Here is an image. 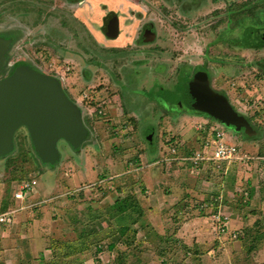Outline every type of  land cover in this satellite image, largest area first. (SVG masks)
<instances>
[{"label":"rangeland","instance_id":"rangeland-1","mask_svg":"<svg viewBox=\"0 0 264 264\" xmlns=\"http://www.w3.org/2000/svg\"><path fill=\"white\" fill-rule=\"evenodd\" d=\"M152 1L156 2V7L151 9L155 14L149 11L148 13L140 12L141 15L136 12L137 15H133L147 19L153 18L152 16L156 17L160 35L149 46H129L131 57L126 70L131 77L136 75L137 83L140 82L139 85H135V81L130 83L127 81L128 79L124 81L121 74H118L122 62L119 63V68L116 64L111 68L115 70L116 76L113 78L103 76L98 65L100 58H97L94 52L77 51L79 56L76 57V60L64 57L66 61L60 60L61 62H59L62 71H66L64 74L66 77L63 76L64 72H62L61 82L70 98L76 101L81 94L87 93L101 99V102H106L103 106L104 115L100 118H95L92 114L93 110L89 111L88 107L82 103V106L79 104L84 123L90 131L88 139L82 144L83 147L75 149L66 141H60L58 148L62 156L61 160L56 165L47 164L38 157L28 130L22 127L15 134V150L0 157V211L2 208L15 207L16 205L18 208L21 205L25 207L23 202L15 201V193L26 181L39 179L41 190L36 188V191L27 192V203L46 199L49 186L53 189L58 183L62 187V189L57 187V191H52L53 194H50L43 204L44 206L51 205L52 202L50 201L54 198L57 200V204L51 206V210L55 213L52 218L58 219L57 222L51 219L50 223L49 220L43 221L40 226V223L37 222L36 227L32 225L33 223H30L26 228L23 227L22 235L27 234L29 237L32 234L35 239V246L31 247L32 242L29 239L28 242L21 239L22 243L18 246L12 244L13 239L17 236L15 233L19 226L18 220L21 218V215L16 214L15 221L11 224L15 236L9 240V244H12L13 247L6 248V251L5 248H1L3 244L0 243L2 249H0V264H65V261L59 260L60 255L58 259H55L51 251H48L52 244H56L52 241L53 238H50L51 235H57V239H65L66 237L69 239L68 241H75L80 235L92 233L94 230L98 231V235L91 238L95 242L92 243L93 247L90 248L89 253L77 255L78 261L74 260L77 258L73 255L74 261L69 264H264V49H248L238 44L232 45L229 49L228 44L224 45V41H220V43L219 41H216L218 43L211 41L210 44L213 48L208 52L217 60H222V62L213 60L208 65L215 70V76H213L216 79V89L222 90V87H225L226 91H222L226 92L233 108L250 119V123L255 124L251 123V125L257 131L254 136L248 137L244 133L236 131L233 126L223 125L225 132L231 135L234 141L236 157L232 159L233 164L230 166L227 175L224 174V170L216 173L207 168L205 171L208 173H202L200 179L209 181L210 186L224 182L226 191L230 192L229 208L224 210L225 215L231 217L229 219L233 224L232 227L240 223L234 220H240L245 223L242 227L252 230V232H246L243 240L231 239L228 235L226 238H216L212 240L216 245L211 242V248L215 252L207 254L208 251H203L200 255L198 254V257L194 253L191 254V246L185 244L180 246L174 243L170 246L173 249L177 248V251L173 252L172 250L171 252L175 255L170 258L168 250L164 246V243L167 242L158 239L155 236L157 233L152 228L141 230L142 225L138 222L137 227L134 228L136 230H131L132 221L125 219L121 220L120 224L130 226V230L126 231V234L120 235V226H117L111 217L114 207L110 206L111 204L102 206L106 202L116 200L118 196L115 192L117 186L133 187V191L128 192L129 189L126 192L134 194L135 189L139 191L142 188L144 169L139 167H141L140 162L144 161L145 153L149 149V135H152V140L154 138L156 143L159 140L158 135L164 136L171 131L185 135L189 130L185 121L183 126L177 122L174 123L167 114L164 116H167L169 121L165 120L162 124L159 120L160 114L165 111L169 114L174 113L172 111L175 106L170 100L176 97L177 93H180L179 90H185V86L179 81L180 68L178 66L185 69L186 67L192 68L197 63L202 64V50L210 41H201V39L202 37L214 38L213 33L197 35V32H203V30H196L194 14L190 13L186 16L174 12L166 14L160 11V0ZM143 2L130 0L128 5L136 9L135 11L138 9L147 11L148 7L145 3L148 2L147 0H143ZM224 2L214 0L208 8L211 10L216 6L225 5ZM137 3H139L140 8L136 6ZM257 3L258 7L248 17V25H264V0ZM153 5L151 4V8ZM108 6L115 8L110 4ZM232 24L233 21L226 26L232 27ZM219 25L220 23L210 21L207 26L213 30ZM206 31L208 32L207 29ZM235 36L238 34H233V37ZM37 42L12 41L9 67L20 61L33 62L31 60L35 57ZM46 42L49 43V41H40V50H42L43 45H47ZM207 47L209 46L207 45ZM224 48L229 49L230 53L226 52ZM147 53H150L151 56L146 55ZM163 61L167 63V73L161 76L162 67L160 65ZM110 62L111 60L105 58L106 67L111 66ZM255 63L262 64L263 67L261 68L263 69H260ZM42 66H44L45 71L52 72L49 71L51 66L49 67L48 62ZM135 68L136 70H133ZM133 71L136 72L131 74ZM203 75L206 74L203 73ZM207 78L210 80L208 73ZM141 81H148L149 84L145 85ZM129 85L136 87L134 90L136 94L130 92L133 89L132 87L129 89ZM90 86H92L91 89H89ZM221 94L225 95L224 93ZM141 105L142 108H139ZM184 105L186 104L184 103ZM161 107L165 109H160ZM135 108L137 110H134ZM91 117L92 119H90ZM212 119L216 121V119ZM159 130L161 134L158 132ZM195 140L196 137L192 142L194 143ZM155 145H153L154 148H156ZM259 156L262 157L258 158ZM184 163V167L189 164ZM184 167L181 168L183 172H185ZM124 173L128 174L125 175ZM119 174L124 175L120 178ZM224 176L225 178H223ZM192 180L194 181L191 184H194L198 178ZM98 184H105L106 187L104 186L105 188L102 190L97 189ZM66 193L75 199L79 197L82 200H74L70 204L71 206L68 204L70 202L65 201L67 204L63 202L66 207L68 206V209L73 208L75 204L78 206L74 207L76 210L73 209V213L69 211V216L59 206L63 198V200H72L69 195H65ZM125 195L126 193L122 194L121 197ZM102 200L105 202L103 203ZM87 203L91 204L94 211L88 210L90 205ZM39 207L42 208L43 206L40 205ZM31 208L30 210L29 208L22 210L24 220L27 217L28 219H35L38 216L37 208ZM210 212L211 210L208 213L204 212L203 216L210 215ZM79 213L82 215L79 216ZM131 214L134 217V213L131 212ZM60 216L62 219H59ZM182 219L184 220V218ZM206 225L208 226L210 223L206 221ZM188 233L190 234L191 230ZM187 238L191 244L192 239ZM91 239L82 237L83 243L81 242V245H87L93 241ZM16 241L18 242L19 239ZM201 241L207 242L208 240L205 238ZM112 243L115 245L113 249H110L109 246ZM252 244L254 247L250 248ZM98 246L102 247L100 251L96 250ZM73 247L69 246V250L73 251ZM205 248L208 247L205 246L202 250ZM42 249L44 251H40Z\"/></svg>","mask_w":264,"mask_h":264},{"label":"crops","instance_id":"crops-1","mask_svg":"<svg viewBox=\"0 0 264 264\" xmlns=\"http://www.w3.org/2000/svg\"><path fill=\"white\" fill-rule=\"evenodd\" d=\"M115 1L117 2V4L114 5V7L117 8V9L115 8L116 10H118L119 23H120V33L119 35L116 36L108 37V35L105 34L101 24H102V19L106 14V12L97 13L92 0H90L91 2L90 5L83 6L78 9L77 16L87 23V30L89 32V34L86 35L88 41H82L83 43L81 47H79L78 44L79 41H70V40H74L73 36H75V31H77L74 21H70V24L72 26L70 28V31H68L66 28L60 29V25H61L60 23L64 19H62L59 15H56L55 19L51 20V22L48 25H44L43 22L39 21V25H37L35 29H33L34 33L39 32L38 33L39 37L47 36L48 35L47 33H49L50 30H54L56 28L57 31L62 34V36L65 35V37L68 39V41H59L57 34V36L55 37L56 41L53 42L50 41V43H48L46 46V51L39 52L38 51L40 50L39 46L35 49V51H38V55L36 58L37 61H41L39 57L42 56V61L45 60L44 63L48 62L49 67L51 66L50 67L51 70L49 71H52L49 73L48 71L44 70V66H41L42 69L40 68V72L56 77L58 80L62 81L61 80L62 72H64L63 76H65L64 74L66 71H62L59 62L66 61L64 57L65 58L70 57V59L76 60L77 59L76 57L79 56L77 54V51H84V52L86 51L87 53L90 51V52H94L95 54L94 53L93 54L97 58L98 57L100 58L98 64L99 66L101 65L100 62L103 61V65L104 67H106L107 64L104 63L105 58H108V60H111V62L114 61V58H116V56L119 57L118 59L122 58L124 64L121 66L120 69H118L119 70L118 74H121V77H123L124 81L128 79L127 81H129L130 83L135 81V85L136 84L139 85L140 82L137 83L136 75L132 76L133 77L132 78L127 73L128 71L126 70L131 55L129 54L128 56H126L124 53L115 54V49L116 48L124 49L126 48V46L129 45L130 47L139 45L138 43H140L141 41L140 40L141 29H143L144 26L149 22H151L156 29L155 31L157 37L156 39L159 38L160 35L158 32V27H157L158 22L156 20V17L152 16L153 18L147 19L146 17L133 16V15H137L136 12H139L138 14L140 15L141 13L144 12L148 13L149 11H151L152 14H155L154 11L151 10L154 9L155 7L153 5V8H147V11H144L143 9H139L135 11L136 9L128 5L130 3V0H115ZM136 6L140 8L138 4H136ZM146 7H148V5ZM67 19L69 21V18ZM13 22L14 25L17 27L18 21L14 20ZM27 30L30 32L29 29ZM92 37L95 39V41H92L91 39ZM156 39H153L151 41H156ZM143 41H147V40L144 39ZM105 48H107V50ZM55 49H56V53H55ZM72 52L75 53L76 55L72 54ZM146 55L151 56L150 53H147ZM111 62H110L111 66L108 69H104L102 71L103 76H108L109 78H113L114 76H116L114 73L115 70L111 69L112 68ZM191 65H193V63H191ZM122 68L124 69L122 70ZM133 70H136V68ZM135 72L136 71H133V73L131 74H134ZM201 74L202 72H197L196 75L193 76V78H195L196 76L197 77L203 76V74L202 75ZM205 74L207 75L206 72ZM85 76L86 78L88 77V75ZM161 76L163 75L161 74ZM141 82H143L145 85L149 84L148 81H141ZM131 87L133 90L130 92L136 94V92H134L136 87L129 85L128 88L130 89ZM91 88L92 86H90L89 89ZM223 96L226 98L225 95ZM226 99L229 102V104H231V101L228 96ZM74 102L77 103L78 106L79 104L80 106H82L83 104L84 106L88 107L89 111L93 110L92 114L95 116V118H100V116L102 117V115H104L103 106L104 104H106V102H101V99H97L96 97L90 96L87 93H85L84 95L81 94L78 100ZM174 106L175 108L172 111L174 113L169 114L165 111L162 114H160L159 120L163 124V121L165 120L169 121L167 116H170V118L173 119L174 123L177 122L182 126L185 124L184 123L185 121L188 125L189 130L186 132L185 135L178 132L175 133L176 131L174 132L171 131L169 132V134H164V136L158 135L160 141L158 140V142L156 141V143L154 142V138L152 140V135L151 136L149 135L148 136V138L150 139L148 146L149 149L145 153L144 161L142 160V162H140L141 167H139L141 169H144L143 178H142L144 182L141 183L142 186V188H140L141 192L140 190L138 191L135 189L134 191L135 194L128 193L134 190L132 189L133 187L125 188L124 186L122 187L117 186L115 192L118 194V196L114 195L117 196L116 200L113 202L109 201L110 203L106 202L105 204H102V206H108L109 204H111L110 206L114 207L112 208L114 211H112L111 217L113 218L115 223H117V226H120V228L127 227V229L130 230V226H125L124 224L123 225L120 224V221L125 219L128 220L130 219L132 221L131 230H136L134 228L137 227L138 222H140V224L142 225L141 230L143 229L149 230L150 228H152L153 231L157 233V235L155 236L158 239L165 240L168 243V245L167 243H164V246L168 250V254L170 258H172L175 255L173 252L177 251L176 250L177 248L173 249L171 247L174 243H177L176 245H180V246H183L184 244L187 246H191L192 247L191 254L194 253L198 257L203 251H208L207 254H211L215 252L211 248L212 247L211 242H213L212 240H215L216 238L219 239L226 238L227 235L229 236V238L235 240L236 239L243 240L245 238L244 237L246 234L245 230L247 229H244L242 227L245 225L244 221L234 220L235 222H240V223L238 225L235 224L234 227H232L233 224L230 220L231 217L225 215L224 210L229 208L228 198H230V192L226 191V185H224V182L222 181V183L212 184L210 186L211 183L209 181H207L206 179H200L202 173H208L207 171H205L207 170V168L212 169L211 171H214L216 173L219 172L220 170H224V174L227 175L228 171L230 170V166L233 164V160L218 161V160L208 159L214 153L213 141L215 140V135L218 132H223L225 134V141L228 144L233 145L234 141L231 138V135H228V133L225 132V126L223 125L226 124L218 120L214 121L212 119L213 117L210 118V116L207 114L193 111L184 104L183 106L174 104ZM139 108H142V105ZM160 109H165V108L161 107ZM134 110H137V108H135ZM165 114H167V116H164ZM92 117L90 119H92ZM158 132L161 134L160 130ZM238 132L244 133L243 131H238ZM245 135L248 136L247 134ZM195 137L196 140L193 143L192 141L194 140ZM153 145H155L156 148H154ZM82 147L83 146H81L80 149ZM197 152H203L205 159H202L198 163H195L193 157H195ZM260 157L262 156H259L258 158ZM184 162L189 163L188 166L184 167L185 166ZM183 167L185 168L186 173L183 172V170L181 169ZM124 174L126 175L128 173H124ZM123 175L119 174L118 176L122 178ZM197 178L198 181H195L194 184H191V182L194 181L192 179L197 180ZM223 178H225V176ZM26 182L22 184L21 188L18 189L16 193L21 191L23 185ZM34 182L35 184H33V187L30 190L23 191L24 192L23 198H17L15 193V199H16L15 201L23 202L25 204V207L24 205L23 206L21 205L18 208L16 205L15 207L11 206L9 208L6 207L2 208V210L0 211V214L2 213L11 214V221L9 222L0 221V243L3 244L1 248L6 249L13 247L12 244H16L18 246L20 245V243H22L21 239H25V241L27 242L29 239L32 242L31 247L35 246L34 243L35 239L33 238L32 234H30L29 237L27 234L22 235L23 233L21 232L24 231L23 227L26 228L28 225H30V223L31 224L33 223L32 225L36 227L38 223H40L39 224L40 226L43 221L49 220L48 222L50 223L52 220L54 222H57L58 220L54 217H53L54 219L52 218V216H55V213L51 210V206L56 205L57 200L54 198L52 201H50L52 202L51 205L47 204L44 206L43 204L45 203V201H47L49 195L53 194L52 191L55 190L57 191L58 190L57 187H59L60 189H62V187H60L58 183L55 184L53 189L50 188L49 186L46 192L48 195L46 199L27 203L26 202L27 192L36 191V188H38V190L41 191L39 179L37 180L34 179ZM104 186L105 184L104 185L98 184L97 189L102 190L103 188L106 187ZM127 190L129 191L126 192ZM68 193L72 194L71 192ZM68 193H66L65 195H69ZM125 193L126 195L121 197V195ZM60 197L57 198L59 199ZM69 197L72 199L71 201L63 200L64 198L63 199L61 198L62 202H60L59 205L60 208L65 210L67 215L69 214V211L72 212L73 209L76 210V208L74 207H76L77 204H75L73 208L68 209V206L66 207V205L63 204V202L64 203L70 202L68 203L70 205L74 200L76 201L77 199H79V201H82L79 197L76 199L71 195H69ZM102 202L104 203L105 201L102 200ZM124 203L125 204L127 203L126 204L127 208L122 210ZM40 205H42L43 207L42 208L39 207ZM88 205H90L88 210L94 211L91 207V204ZM27 208H29V210L30 208L31 209L37 208L38 216L35 217V219H28L27 217V219L24 220L22 210H25ZM96 208L95 211H97ZM210 210H211L210 215L208 214V216H203L204 212L208 213ZM131 212L134 213L133 215L134 217H132ZM16 214L21 215V218L18 220L19 226L17 227L18 229L16 228L17 232L16 233L14 232L17 236L16 238L13 239L12 244L10 245L9 240L13 236H15L13 235L14 230L11 228V224L14 223ZM81 215L82 214H80L79 216ZM187 215H189V217H186ZM62 216H60L61 218L59 217V219H62ZM182 218H184V220ZM182 220L184 221L183 223L181 222ZM206 221L210 223V225L207 226ZM223 224H227V230L225 232L222 231ZM216 225L218 226L216 227ZM187 230L188 232L191 230V233L189 234L188 232H186ZM235 234L237 235V237H234ZM97 235H98V231L94 230L92 233L89 234L86 233L85 235H80L79 238L76 239L75 241H68L69 239H66V237L65 239L63 238L57 239L56 238L57 235L52 234L50 238H53L52 241L58 244V246L56 247V244H52L51 248H49L48 251H51L52 255H54L53 258H55L54 250L56 248L60 252L63 250L61 247H66V246L67 247L65 251L69 249V246H74L73 251H78L79 253L82 254L89 253L88 251H90V248H92L93 245L91 244V246L86 247L87 245L83 244L82 246L81 238L85 237L91 239L93 237H97ZM187 237L192 239L191 244L188 242ZM205 238H207L209 242L201 241ZM18 239L19 241L17 242L16 240ZM91 240H93L91 241V243L95 242L94 239ZM213 245H216V243L213 242ZM205 246L208 247L209 249L205 248L204 250H202V248H204ZM100 247L101 246L96 247V250H98ZM172 250L173 252H171ZM13 251L15 252V250ZM40 251H44V249Z\"/></svg>","mask_w":264,"mask_h":264},{"label":"flooded vegetation","instance_id":"flooded-vegetation-1","mask_svg":"<svg viewBox=\"0 0 264 264\" xmlns=\"http://www.w3.org/2000/svg\"><path fill=\"white\" fill-rule=\"evenodd\" d=\"M92 1L94 3L93 4L94 6L97 5L95 6L97 13L106 12V14L102 19V24H101L105 34L108 35V37L119 35L120 23H119L118 10H116L117 9L116 7L115 9L108 6V4L114 6L117 4V2L115 0H92ZM137 1L143 2V0H137ZM219 1H225L224 2L225 5L216 6L211 10H209L208 7L210 3L214 2V0H160L159 2L160 5L162 6V7L160 6L161 8L160 11L163 13L170 14L174 12L181 16L184 15L186 16L190 13L194 14L195 16L194 26L196 27V30L197 31L198 29H200V31L203 30V32H199V33L197 32V35H199L200 33L207 35L209 33L214 34L213 39L212 38L206 39L205 37H202L201 39V41H210L207 44L209 47H207L206 45V47L202 50V54H203L202 64L197 63V65H193L192 68L186 67L185 69H182L181 66H178V68H180V72L178 69L179 81L182 75L185 74L186 76L188 75V79H186V81H182V84L187 82L188 80H192L193 76L196 75L197 72H202V74L207 72L210 77L209 84L211 88L218 93L221 92L226 95V92L222 91V90L226 91L225 87H222V90L216 89L217 88L216 79L214 78L215 70L211 69V67H208L209 62L213 60L222 62V60L220 59L217 60L216 58L211 56V53H208L213 48V46L210 44L211 41H214L213 43H218L216 41H219V43L220 41H224V45L228 44L227 46L229 49L232 45L238 44L248 49L262 50L264 49V39L259 38V32L257 33L253 32L252 34L248 35V30L251 28L262 30L264 29V25L251 26L248 25L247 23L249 22L248 19L249 15H251L254 12V10L258 7L257 2L261 0L258 1L257 0L256 1L219 0ZM147 2L148 3L146 4L148 5V8H151L150 7L151 3H153L154 6L156 7V2H153L152 0H147ZM228 2L229 4H227ZM90 4H91L90 0H0V39L9 41V47L6 54L7 61L2 69L0 78H6L10 76L18 66H27L36 71H40V68L45 61V60L42 61V56L39 57L41 61H37L36 58L38 55V51L39 52L46 51L47 45H43L42 50L35 51L36 53L35 57L33 58V60H31L33 62L29 63L27 61H20L12 66L10 65L9 67L10 51L13 46L12 41H38L36 48L38 46L40 47L41 45L40 41H49V43L50 41L52 42L56 41L55 37L57 36V34L59 41H68L65 35L62 36V34L58 32L56 28L54 30H50L49 33H47L48 34L47 36L39 37L38 35L39 32L34 33L33 31V29H35V27L39 25V21L43 22L44 25H48L51 22V20L55 19L56 15H59L62 19H64L60 23L61 24L60 29L66 28L68 31H70V28L72 27L70 21H74L77 31H75V36H73L74 40H70V41H79L78 44L79 47H81L83 43L82 41H88L86 35L89 34V32L87 30V23L77 16V12L79 8ZM137 4L139 5V3ZM67 18H69V21ZM14 20L18 21L17 27L14 25L13 22ZM113 21L115 22L117 21L116 31L110 29V25L111 23H113ZM210 21H213L214 23H220V25L216 29L211 30L210 27L207 26ZM231 21H233L232 27L226 26L227 24L229 25ZM27 29H29L30 32ZM206 29L208 30V32L206 31ZM155 31L156 29L152 25V23L151 22L147 23L144 26V28L141 29V33H140L141 41L139 45L141 46L151 45L154 42L151 40L157 38ZM236 33L238 34V36L233 37V34L235 35ZM91 39L92 41H95L93 37ZM144 39L147 41H143ZM46 44H48V42ZM129 46H126V48L124 49L116 48L115 54L124 53L126 56H128L129 54L131 55V50L129 49ZM105 49L107 50V48ZM229 49L224 48L226 52L230 53ZM55 53H56V49H55ZM72 54L76 55L73 52ZM118 58L119 57L116 56V58H114V61H112L111 63L112 66L116 64L117 67L119 68L120 67L118 66L119 63L122 62L121 65H123L124 63L122 58L120 59ZM100 63L101 65L99 67L101 68L100 69L101 71L109 68V66L104 67L103 61H101ZM255 64L260 69H263L261 68L263 67L262 64L260 63H255ZM161 67H162L161 74L165 75L167 72V63L164 61ZM85 75H87V72ZM67 95L69 96L68 92Z\"/></svg>","mask_w":264,"mask_h":264},{"label":"water","instance_id":"water-1","mask_svg":"<svg viewBox=\"0 0 264 264\" xmlns=\"http://www.w3.org/2000/svg\"><path fill=\"white\" fill-rule=\"evenodd\" d=\"M110 29L117 30V21L111 23ZM253 32H259V38L264 39V29L251 28L248 35ZM8 47L9 41L0 39V74L7 61ZM183 85L185 90H179L170 100L172 103L181 106L185 103L189 109L207 114L250 137L256 134L249 121L211 88L207 75L196 76ZM22 127L28 130L38 157L52 165L61 160L60 141L78 149L89 135L81 108L67 95L61 81L27 66H18L10 76L0 78V157L15 150V134Z\"/></svg>","mask_w":264,"mask_h":264},{"label":"built area","instance_id":"built-area-1","mask_svg":"<svg viewBox=\"0 0 264 264\" xmlns=\"http://www.w3.org/2000/svg\"><path fill=\"white\" fill-rule=\"evenodd\" d=\"M211 145V144H209ZM208 145V146H209ZM214 145V153L211 157H209V160H232L236 157V148L231 144H228L225 141V134L223 132H218L215 135V140L213 141ZM205 159L203 152H197L195 157H193V160L195 163H198L200 160ZM33 184H35L33 181L26 182L21 191L16 193L17 198H23L24 197V190H30L33 187ZM0 221L1 222H9L11 221V214L10 213H2L0 214ZM227 230V224H223L222 231L225 232ZM234 237H237L235 234Z\"/></svg>","mask_w":264,"mask_h":264},{"label":"trees","instance_id":"trees-1","mask_svg":"<svg viewBox=\"0 0 264 264\" xmlns=\"http://www.w3.org/2000/svg\"><path fill=\"white\" fill-rule=\"evenodd\" d=\"M186 79H188V75L186 76V74L184 75V76H182L181 78H180V81L182 82V81H186ZM242 115V114H241ZM243 116V115H242ZM244 118H246L245 116H243ZM247 119V118H246ZM248 121H249V123H250V119H247ZM252 123V122H251ZM250 123V124H251ZM253 125H255L254 123H252ZM254 128V127H253ZM254 130L255 131H257L255 128H254ZM255 135V134H254ZM253 135V136H254ZM127 204V203H126ZM126 204L124 203V205H123V208H122V210H124L125 208H127V206H126ZM259 224V223H258ZM128 229H127V227H122V228H120V235H124V234H126L125 232L127 231ZM246 232L247 233H250V232H252V230H246ZM124 233V234H123ZM115 243H116V241H115ZM115 243H112V244H110V246H109V248L110 249H113L114 248V245H115ZM91 242H89L88 244H87V246L86 247H89V246H91ZM58 246V244H56V247ZM55 247V248H56ZM67 247V246H66ZM66 247H61L63 250L62 251H60L59 252V250L56 248L55 250H54V254H55V259H58V256H59V260L61 259L62 260V262H64L65 264H69L70 262H72V261H74V260H77L78 261V259H79V257L78 256H80V254H82V253H79L78 251H70L69 249L67 250V251H65V249H66ZM254 247V244H252V246L250 247V248H253ZM101 248V247H100ZM100 248L98 249V251H100ZM252 250V249H251ZM63 251H65V252H63ZM76 256V258L77 259H74L73 260V258H72V256ZM78 255V256H77Z\"/></svg>","mask_w":264,"mask_h":264}]
</instances>
